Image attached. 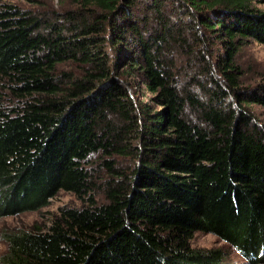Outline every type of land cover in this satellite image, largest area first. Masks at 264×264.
I'll list each match as a JSON object with an SVG mask.
<instances>
[{
    "label": "trees",
    "instance_id": "16d2710c",
    "mask_svg": "<svg viewBox=\"0 0 264 264\" xmlns=\"http://www.w3.org/2000/svg\"><path fill=\"white\" fill-rule=\"evenodd\" d=\"M71 1L53 19L0 2V219L82 201L3 229L0 264H237L197 232L264 261V81L238 63L264 44L259 0Z\"/></svg>",
    "mask_w": 264,
    "mask_h": 264
},
{
    "label": "rangeland",
    "instance_id": "374dc122",
    "mask_svg": "<svg viewBox=\"0 0 264 264\" xmlns=\"http://www.w3.org/2000/svg\"><path fill=\"white\" fill-rule=\"evenodd\" d=\"M0 2L12 3L20 7H24L31 12L42 18L53 19V13L55 11H63L65 8L73 6L71 0H0ZM257 6L264 10V0H259L256 3ZM217 48V46H214ZM201 62V61H200ZM198 64L197 61H192L188 57H184L182 62L178 63L179 69H184L185 73L193 72L189 71L190 69L196 67H201L203 69L202 63ZM238 63L241 67L243 75L241 77V84L244 88H253L257 84H260L264 81V44L256 40H250L247 45L241 50ZM62 69L75 71V65L72 62H67L62 66ZM196 69V68H195ZM183 73V72H182ZM187 76V74H185ZM187 77H190L189 74ZM184 78V77H183ZM190 80V79H189ZM195 85V83H189ZM195 89V87H194ZM196 90V89H195ZM201 98H205L203 94H200ZM249 109L254 113L256 119L264 125V105L260 104H251ZM188 112L190 115L194 116V111L189 109ZM97 159V158H96ZM96 159H93L91 164L94 174L105 176L104 171L100 170L99 165L95 162ZM124 165L129 164L128 160L122 159ZM98 201L100 203L104 202V197L102 195H97ZM82 201L77 198L74 194L61 190L59 193L52 199L51 203L38 211L25 212L19 215L7 216L0 219V256L6 251L7 245L1 237V231L3 229H12V228H24L30 229L34 225L41 226L46 228L51 223L52 219L59 212V209L63 206H81ZM192 245L196 248H214L219 247L223 248L228 254L229 257L237 264H251L240 255L235 248L229 243L221 240L217 235L212 233L197 232L192 239ZM259 264H264L262 261Z\"/></svg>",
    "mask_w": 264,
    "mask_h": 264
}]
</instances>
